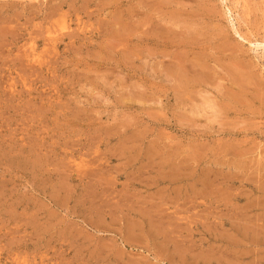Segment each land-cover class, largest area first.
I'll use <instances>...</instances> for the list:
<instances>
[{"label":"rangeland","instance_id":"obj_1","mask_svg":"<svg viewBox=\"0 0 264 264\" xmlns=\"http://www.w3.org/2000/svg\"><path fill=\"white\" fill-rule=\"evenodd\" d=\"M0 264H264V0H0Z\"/></svg>","mask_w":264,"mask_h":264}]
</instances>
